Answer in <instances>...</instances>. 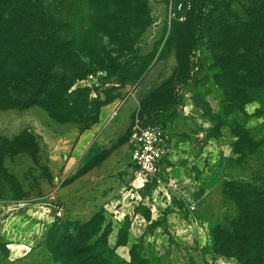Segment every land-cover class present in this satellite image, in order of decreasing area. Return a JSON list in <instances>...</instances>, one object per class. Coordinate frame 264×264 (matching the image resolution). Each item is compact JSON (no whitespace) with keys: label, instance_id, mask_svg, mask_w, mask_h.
<instances>
[{"label":"rangeland","instance_id":"374dc122","mask_svg":"<svg viewBox=\"0 0 264 264\" xmlns=\"http://www.w3.org/2000/svg\"><path fill=\"white\" fill-rule=\"evenodd\" d=\"M47 2L64 37L80 39L94 30L85 0ZM179 2L189 8L176 10ZM257 2L146 0L149 23L131 50H117L95 31V60L102 62L67 93L68 102L82 99L78 118L58 123L37 107L0 109V137L17 138L14 147L22 150L2 161L0 264H78L96 249L111 260L115 254L129 261L132 252L147 264H243L246 241L233 237L250 223H236L237 216L249 206L264 218V86L244 79L243 56L249 58L242 47L217 44L211 36L221 23L235 35L238 21L258 15ZM225 50L237 58L224 64ZM135 119L168 131L163 186L133 185L126 140ZM94 123L92 147L110 139L117 147L104 182L110 199L90 212V224L71 217L63 202L54 218L49 191L78 176L82 185L91 182L93 166L107 151L82 157L73 150L74 133ZM55 173L58 179L70 174L54 182ZM155 202L164 207L154 210L149 203ZM95 239L91 250L76 254Z\"/></svg>","mask_w":264,"mask_h":264},{"label":"trees","instance_id":"16d2710c","mask_svg":"<svg viewBox=\"0 0 264 264\" xmlns=\"http://www.w3.org/2000/svg\"><path fill=\"white\" fill-rule=\"evenodd\" d=\"M47 1L0 0V109L23 111L37 107L54 121L65 123L79 117L78 105L82 100L73 97L68 102L69 87L74 80L83 78L92 64L102 62L101 58L95 60L99 42L95 31H103L117 50H131L149 23V15L146 0H85L94 30H85L80 39L76 38L77 34L69 38L62 35V24L54 17L58 13ZM256 14L249 15L246 21H238L235 35H228L229 24H218L211 39L217 38V44L225 43L229 48L242 47L249 58L247 62L243 56L242 75L248 85L261 87L264 86V0H258ZM196 16L195 24H198ZM235 54L225 50L222 62L236 59ZM76 91L78 95L82 92L81 89L69 92ZM94 121L95 118L87 120V124ZM14 141L17 138L0 137V176L3 178L6 177L3 159L22 151L14 147ZM258 203L261 204L259 200ZM249 208H243L236 223L243 220V224L251 225L248 223L233 238L246 241L243 264H264V218L261 211L253 212ZM87 221L90 224V219ZM96 242L97 239L79 247L76 254L91 250ZM123 244L117 241L115 245ZM112 257L114 260L102 256L100 249L91 250L78 264H147V259H136L132 252L129 261L115 254Z\"/></svg>","mask_w":264,"mask_h":264},{"label":"crops","instance_id":"0c3cea01","mask_svg":"<svg viewBox=\"0 0 264 264\" xmlns=\"http://www.w3.org/2000/svg\"><path fill=\"white\" fill-rule=\"evenodd\" d=\"M98 123H94L90 125L88 128L83 130H77L74 134V142H73V150H75L78 154H82L83 156L90 157L96 154V152L106 149L104 156L100 158V160L93 166V170L95 175L90 178L91 182L88 184L82 185L81 176L75 177L72 180L68 181L63 185H59L55 187V196L56 199L59 200L58 203L63 202L67 213L70 214L71 217H76L79 219H88L90 216V212L94 210L96 207L99 208L104 201L110 199V191L105 190V178L106 173L110 168L113 169L114 162H117V159L114 158L117 153L115 147H110L112 144V139L108 140L105 143L99 144L96 147L93 146V139L95 132L97 131ZM123 147L126 144L125 142L121 144ZM128 158V157H127ZM73 157L70 156L66 159V166H70L72 163ZM126 162L121 161V163ZM128 162V160H127ZM65 169V168H64ZM65 171V170H64ZM63 172V171H62ZM51 175L54 182L58 180V176ZM70 173L66 174L65 178H68ZM50 192V191H49ZM90 192V193H88ZM154 210H156V206H160L162 209L164 205H159V203H149ZM158 204V205H157ZM107 205V204H105ZM88 207V208H87ZM151 211V209H150ZM143 220V218H142ZM146 222L145 220H143ZM148 222V221H147ZM137 223V222H136ZM140 226V222L138 221ZM143 226V225H141ZM142 228V227H141ZM141 228H137L139 232H142ZM138 232V233H139ZM134 235V234H133ZM17 250H20V247H17ZM18 252V251H17Z\"/></svg>","mask_w":264,"mask_h":264},{"label":"built area","instance_id":"2783aa9c","mask_svg":"<svg viewBox=\"0 0 264 264\" xmlns=\"http://www.w3.org/2000/svg\"><path fill=\"white\" fill-rule=\"evenodd\" d=\"M189 4L177 3L176 10L188 9ZM174 13V12H173ZM129 157L132 165V182L136 188L146 185L163 186L160 162L168 154V131L164 126L158 124L142 123L135 119L132 123L127 140ZM65 178L64 175L58 179L59 182ZM47 198L53 211V217L58 218L62 214V207L52 189ZM192 209V206H189Z\"/></svg>","mask_w":264,"mask_h":264}]
</instances>
